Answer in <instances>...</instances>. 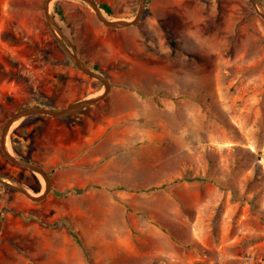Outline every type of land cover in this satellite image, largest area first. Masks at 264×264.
<instances>
[{"label": "rangeland", "instance_id": "1", "mask_svg": "<svg viewBox=\"0 0 264 264\" xmlns=\"http://www.w3.org/2000/svg\"><path fill=\"white\" fill-rule=\"evenodd\" d=\"M94 1L113 21L139 7ZM42 3L0 0V135L21 108L104 92L67 56ZM50 12L111 88L78 112L11 127L8 150L41 165L50 192L34 202L0 183V264H264V20L253 4L146 0L141 22L123 29L81 0ZM0 175L31 195L45 188L1 149Z\"/></svg>", "mask_w": 264, "mask_h": 264}, {"label": "water", "instance_id": "2", "mask_svg": "<svg viewBox=\"0 0 264 264\" xmlns=\"http://www.w3.org/2000/svg\"><path fill=\"white\" fill-rule=\"evenodd\" d=\"M54 1L55 0H43V3H42V10H43V14H44L47 26L52 31L53 35L55 36L57 41L60 43V45L63 47L65 53L70 58L74 66L78 70H80L81 72L89 76L90 78L100 81L104 86V92L98 96L88 98L85 100H81L78 102H74L62 108H48L44 106H28L25 108H21L17 110L16 112H14L11 116H9V118L3 125L1 135H0V149H1V152L4 158L13 165L27 169L33 172L34 174L40 175L45 182V188L41 194L31 195L29 191L14 178L0 175V183L12 186L13 188H15L16 191L25 195L27 198H29L30 200L34 202H39L43 200L45 196L50 192V177L41 165L33 161L18 158L14 156L8 150L7 137H8L11 127L20 119L28 117V116L40 115V116H49L52 118H61L69 114L78 112L80 110L93 106L94 104L104 99L109 93L110 88H111L109 79H107L106 77L100 75L95 70H93L76 53L72 42L65 35V33L63 32V30L58 25L55 18L52 16L50 12L51 3ZM81 1L87 4L95 12L96 17L100 22H102L106 27L111 28V29H123V28H128L131 26H136L143 19L144 11H145V4H146V0H139L138 11L133 20L113 21V20H108L103 17V15L100 12V8L98 7V5L96 4L94 0H81ZM249 1L257 9L259 15L264 20V6L259 2V0H249ZM67 46H69V48L72 49V52L69 51ZM1 225H2V218L0 216V229H1Z\"/></svg>", "mask_w": 264, "mask_h": 264}, {"label": "trees", "instance_id": "3", "mask_svg": "<svg viewBox=\"0 0 264 264\" xmlns=\"http://www.w3.org/2000/svg\"><path fill=\"white\" fill-rule=\"evenodd\" d=\"M100 8L103 9L107 14L110 15L111 10H110L109 6L102 4V5H100ZM57 12L60 13V10H57Z\"/></svg>", "mask_w": 264, "mask_h": 264}, {"label": "bare ground", "instance_id": "4", "mask_svg": "<svg viewBox=\"0 0 264 264\" xmlns=\"http://www.w3.org/2000/svg\"><path fill=\"white\" fill-rule=\"evenodd\" d=\"M102 93V92H101ZM101 93H99V94H101ZM44 182V181H43ZM45 184V183H44Z\"/></svg>", "mask_w": 264, "mask_h": 264}]
</instances>
